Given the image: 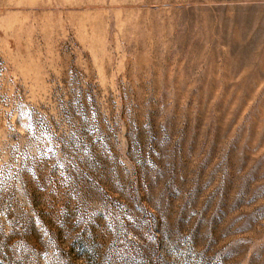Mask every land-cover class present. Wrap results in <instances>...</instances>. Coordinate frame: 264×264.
<instances>
[{
  "label": "rangeland",
  "instance_id": "1",
  "mask_svg": "<svg viewBox=\"0 0 264 264\" xmlns=\"http://www.w3.org/2000/svg\"><path fill=\"white\" fill-rule=\"evenodd\" d=\"M0 264H264V0H0Z\"/></svg>",
  "mask_w": 264,
  "mask_h": 264
}]
</instances>
